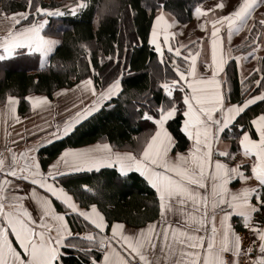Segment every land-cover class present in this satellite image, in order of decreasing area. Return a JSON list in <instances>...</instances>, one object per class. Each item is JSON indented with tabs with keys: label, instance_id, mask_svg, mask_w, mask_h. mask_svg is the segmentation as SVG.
I'll return each mask as SVG.
<instances>
[{
	"label": "snow or ice",
	"instance_id": "1",
	"mask_svg": "<svg viewBox=\"0 0 264 264\" xmlns=\"http://www.w3.org/2000/svg\"><path fill=\"white\" fill-rule=\"evenodd\" d=\"M27 3L29 8L33 6V0H27ZM261 3L264 0H239L231 11L219 15H216L215 9H224L225 3H216L214 9L207 10L199 5L195 7L193 15L197 19L207 17L209 13L213 17L202 19L199 25L207 32V26L211 24L208 41L210 61L204 62L203 74L197 66L199 51L193 54L189 49L183 57L188 62L187 68L182 69L176 59L171 61L177 79L164 80L160 84L170 106L162 103L157 109L158 116L150 115L148 111L143 113V119L152 121L155 130L147 137L138 138L142 150L120 151L108 142H98L85 148H65L44 171L34 145L17 151L6 144L0 151V174H3L0 176V264H62L61 249L65 247L86 253L93 249L101 252L102 259L97 261L92 256L91 264H239V258L252 253L253 246H249L247 252L243 251L241 237L229 222L233 214L240 216L244 227L250 228L258 237L259 254L254 259L249 257L250 264H264V227L253 222L254 213L264 210V112L250 121L256 138L249 130H244L243 124L239 125V132L231 134L230 138L238 140V153L216 147L226 130L231 133L233 122L249 105L264 101V91H261L259 95L245 98L242 103H231L222 87L227 80L218 79L224 65L233 58V49L224 47L223 33L226 31L230 42L233 34L244 27L251 32L247 21ZM84 6L82 0L72 9V14ZM107 10L105 5L102 12ZM41 14L64 15L59 9L50 10L38 4L35 13L20 12L5 16L0 12V17H3L0 31L4 33L0 35V61L24 54L23 50H26V54L39 53L40 66H45L46 57L59 41L42 34L47 20L27 23L32 15ZM174 23L175 20L169 22L161 11L152 24L149 43L155 45L161 63L164 62L159 40L161 35L163 46L174 52L175 57H180L181 49L185 47L181 44L173 48L170 44V38L175 36L171 31ZM259 23L264 25V19ZM245 39L248 40L247 37ZM251 43L254 45L251 52H241L234 57L238 67L241 60L249 56L264 59L256 56L261 44L255 39ZM81 47L88 50L86 45ZM209 71L211 75H207ZM252 71L264 73V67ZM254 83L264 88V75ZM176 89L184 93L181 131L191 143L185 152L177 151L173 156L175 141L165 122L179 111L174 97ZM75 90H81V95L90 94L92 99L65 120L62 127L57 126L56 131L51 133L53 139L68 135L76 124L90 117L105 101L116 97L121 91V82L117 77L97 92L89 77L81 80ZM25 99L31 101L33 109L44 108L50 103L46 96ZM16 103L17 97L8 95L0 107V119L6 126L9 119L19 120ZM8 136L6 127L5 138ZM11 143L15 144V141ZM238 154L243 160L234 164L225 162L235 161ZM248 163L250 175L242 170V166L247 167ZM104 167L114 169L120 176L133 170L139 173L155 191L159 219L132 232L126 231L124 223L113 222L111 235L105 234V217L97 210L96 204L90 205L88 210L81 209L59 183V179L68 174L99 171ZM237 179L241 181V186L233 190L229 187L230 182ZM23 182L28 184L22 188ZM83 188L92 191L87 185ZM53 198L65 206L64 212L56 210ZM26 200L34 205L32 210L26 206ZM69 211L89 221L98 231L86 232L83 236L74 234L65 218ZM10 235L15 237L23 255L14 247ZM255 244L256 241H253ZM228 254H231L230 257Z\"/></svg>",
	"mask_w": 264,
	"mask_h": 264
},
{
	"label": "trees",
	"instance_id": "2",
	"mask_svg": "<svg viewBox=\"0 0 264 264\" xmlns=\"http://www.w3.org/2000/svg\"><path fill=\"white\" fill-rule=\"evenodd\" d=\"M73 1L82 2L33 0V6L29 8L27 0H0V12L5 15L25 11L33 13L37 4L43 8H55ZM213 1L83 0L85 6L78 8L74 15L65 9L62 11L64 15L48 18L42 34L57 39L59 43L44 67L40 66L39 53L26 54V50H23L24 54L0 61V103L8 95L17 97L21 114L30 110L25 99L28 94H44L51 98L55 91L70 88L89 77L96 90H102L114 79L120 78L121 91L116 97L105 101L90 117L76 124L68 135L38 148L37 159L41 168L44 169L65 148L98 142H108L116 150L140 151L142 145L138 138L147 137L155 130L152 121L143 119V113L148 111L150 115L158 116L159 106L162 103L168 105V98L160 84L164 80L177 79L171 63L173 59L178 64L183 62L181 57H175L170 52H164V62H160L155 47L149 43L152 20L162 9L171 13L178 24H186L192 21L197 5L205 6ZM105 5L108 10L102 12ZM33 20L29 19L27 23ZM81 45H86L88 50L85 51ZM258 67H264V59H259ZM262 75V72H252L242 83L237 75L235 61H228L226 80L230 89L227 99L242 103L244 98L264 91V88L254 83ZM174 97L178 101L179 111L165 125L175 139L172 152H183L188 148L189 140L181 131L184 110L182 92L174 90ZM261 112H264V101L249 105L233 122L231 133L225 131L222 139L230 142L231 152L238 153V140L230 136L239 132L240 124L256 138L254 129L250 128V121ZM59 183L80 207L89 208L96 204L97 210L105 217L106 231L113 222L139 226L154 220L159 213L154 189L134 171L120 176L114 169L104 167L99 171L68 174L60 178ZM84 185L92 191H86ZM53 203L57 209L65 211V207L54 198ZM66 219L73 232L96 231L76 213L69 211ZM254 219L264 221V210L254 214ZM234 220L235 226L241 228L239 219L234 217ZM84 246L87 247L86 242ZM92 256L99 260L101 252L95 249L87 253L68 247L61 249L62 264H91Z\"/></svg>",
	"mask_w": 264,
	"mask_h": 264
},
{
	"label": "crops",
	"instance_id": "3",
	"mask_svg": "<svg viewBox=\"0 0 264 264\" xmlns=\"http://www.w3.org/2000/svg\"><path fill=\"white\" fill-rule=\"evenodd\" d=\"M80 3L81 2H79V4ZM216 3H225V2L224 1L221 2L220 0H218L214 3H212L210 6L202 7V8L205 10H207L209 8L214 9V5ZM238 3H239V0H234L232 3L230 2L229 4L225 3L226 7L222 10L221 9H215V13H216V15L226 14L228 11H231L235 6H237ZM68 4L69 3L63 4L61 7L64 8V10L66 9L69 12H72V9L77 6L76 5L74 7H72V6L68 7V6H70ZM258 7L253 11L252 17L247 21V25L251 26V28H252L251 32L249 31L248 27H244L239 32L233 34L230 42L228 41L226 31L223 33L224 47H225V49H227L229 47H231L233 49L231 56L233 57L232 59L234 61H235L234 57L236 55L240 54L241 52H245V53L251 52L252 47H254V45H252V43H251L252 39H255L257 43L261 44V48L257 50L256 56L260 57V58L264 56V25H261L259 23L261 19H264V8H258ZM161 11H163V13L165 14V18L168 19L169 22L174 20V16L171 13L164 11L162 9H160L157 14H159ZM5 16H10V14H6ZM154 18L152 20V24H153ZM211 18H213L212 14L209 13L207 17H204L202 19H211ZM202 19H197V17L194 15L192 21H190L189 23H186V24H178L177 22L174 23L172 25L171 31L175 33V36H174V38H170V44L173 48L179 47L181 44H183L185 46L184 48L181 49V56L180 57L182 58V60H183V57L188 54L189 49L192 51L193 54H195L197 51H199L200 55L197 57V66H198L199 70L201 71V73L203 74L204 73V67H203L204 62L206 60L210 61V46L208 44V41L211 37V24H208V26H207L208 31L207 32H205V30L202 28H199L197 30L196 27L193 26L194 24L200 25V23L202 22ZM40 20H42V19H38L36 21L39 22ZM0 21H3V17H0ZM19 26L20 25H18L17 27H19ZM151 30H152V26H151ZM151 30H150V35H151ZM257 32L260 33L259 36L256 35ZM3 34L4 33L2 31H0V35H3ZM246 37L248 38L247 41L245 39ZM159 40L161 42L162 52L163 53L169 52L167 47L163 46V36L162 35L159 37ZM153 46L155 47V45H153ZM170 53L174 54V52H170ZM0 54H2V50H0ZM158 58L161 60V57L159 55H158ZM232 59H229L228 61H230ZM258 61H259V59H252V57L249 56L247 59L241 60L239 67L236 64L237 75H238V78L240 81H243L244 79H246L249 76V73L250 72L252 73L253 72L252 70L254 68L258 67ZM183 63H184V65L181 68L182 69L187 68L188 62L183 60ZM235 63H236V61H235ZM226 65H227V63L224 65L223 71H221L218 75V79H220L222 81L226 79ZM207 75H211V72L210 71L207 72ZM79 83L80 82L76 83L75 85H73L70 88H62V89L55 91L52 94L51 98H49L48 96H46L44 94H28L26 97H29V96H32V97L46 96L50 103H49V105H47L44 108L38 107L36 109H33L31 101L26 99L29 103L30 110L28 113H25V114H21L19 112V110H18L19 101L17 98V103L15 105V108H16V115L19 117V120L18 121H12L11 119H9L7 126H6L5 122L2 119H0V151H2L4 149V146L6 144L8 147H13L14 150H17V151L23 150L27 146L34 145L36 148V156H37L38 148L40 146L48 143L45 141H52L53 140V138L51 137V133L56 131L57 126L59 125L62 127L63 122L65 120H67L70 116H73L75 111L80 110L81 107L83 106V104L90 103V100L92 99L90 94L87 96L81 95V90H75L76 86ZM222 87L224 89V94H225L226 99H227V93L229 92V89H230L229 82L227 81V84L222 85ZM65 89L68 91H66V92L62 91ZM99 91H101V90H97V92H99ZM57 93H60V94L57 95ZM259 93H255L253 95H259ZM183 95H184V93H182V97H183ZM250 96H252V95H250ZM250 96H248L246 98H249ZM5 102H6V99L2 103H0V107H2ZM231 103H234V102H231ZM74 105H75V108L73 107ZM183 120H184V117L181 121V125H182ZM6 127H7V132L9 133V136L7 139L5 138ZM165 127H166V125H165ZM173 139H174V137H173ZM11 141H15V144H12ZM174 141H175V139H174ZM190 143H191V141H189V145H190ZM91 145H94V144L85 145V146H81V147H75V148H85V147H88ZM216 147L219 150H224L225 148H227L230 151V142L222 139L221 142ZM120 151H124V150H120ZM185 151H183V152H185ZM171 154L174 156L175 152H172ZM57 157L54 160H52L50 163H48V165L54 163L56 161ZM221 159H223V158H221ZM241 160H243V157L238 154L235 161H231L229 163L234 164V163L239 162ZM225 162H228V161H225ZM48 165L44 169L42 168V170L47 171ZM242 170H244L246 172V174L250 175L251 174L250 173V163H248L247 167L242 166ZM2 175L3 174H0V176H2ZM27 184H28V182H23L22 188L24 185H27ZM240 186H241V181H239V179L230 182V185H229V187H231L233 190L238 189ZM28 187L30 188L31 186L28 185ZM20 194L23 195V191H21ZM25 203H26V206H28L30 210H32L34 208V205L29 204L27 200L25 201ZM253 203H255L254 199H253ZM78 206H79V204H78ZM54 207H55V205H54ZM80 208L88 210V208H82V207H80ZM56 210L58 212H62L61 210H59L57 208H56ZM254 214H256V213H254ZM234 217H237L239 219V226L242 229L235 226ZM158 219H159V213H158V216L154 220H151V221H156ZM66 221H67V219H66ZM84 221H86V220L84 219ZM151 221H148V222H146L142 225H139V226L129 225V224H126V223L121 222V221H119V222L125 224L126 231L132 232V231L138 229L139 227L146 226L147 223H149ZM86 222H88L91 225V223L89 221H86ZM229 222L231 223L233 230L237 234H239L241 237V245H242L243 251L247 252V248L249 246H253V252L252 253H249L246 256L242 255L239 258V264H250L249 257L254 259L255 256L257 254H259L257 251L258 244H259L258 237L255 233H253L250 230V228L244 227L243 220L240 216L233 214L229 218ZM253 222H254V224H258L261 227H264V221L263 220L259 221L257 219H253ZM68 227H69V224H68ZM106 228H107V223L105 226V234L111 235V224H110L107 231H106ZM94 230H96V229L94 228ZM96 231H98V230H96ZM86 232H92V231H83V232H79V234L81 236H83ZM73 233L76 234V232H73ZM9 239H11L13 241L14 247H16L17 250L20 251L21 254L23 255L22 249H20L19 245L15 243V237L10 235ZM253 241H256L255 245H253ZM228 255L230 257L231 254H228ZM100 259H102V253H101ZM99 260H97V261H99Z\"/></svg>",
	"mask_w": 264,
	"mask_h": 264
},
{
	"label": "rangeland",
	"instance_id": "4",
	"mask_svg": "<svg viewBox=\"0 0 264 264\" xmlns=\"http://www.w3.org/2000/svg\"><path fill=\"white\" fill-rule=\"evenodd\" d=\"M216 1H218V0H214L212 3H214V2H216ZM221 2L222 1H224L226 4H229L230 2L232 3L234 0H220ZM212 3H209V4H207V5H205V6H201V7H208V6H210ZM79 4V1H76V2H72V3H69L68 5H70V6H68V7H74V6H76V5H78ZM258 8H264V3H261L260 5H259V7ZM47 9H50V10H55V9H59L61 12L64 10V8H62L61 6H58V7H55V8H47ZM25 12H27V11H25ZM30 13V12H29ZM33 13H35V11L33 12ZM12 14H10V16H11ZM39 16H44L43 18H37L36 17V15H32L31 17L32 18H30V19H32L33 20V18H36V20L37 19H42V20H47L48 21V18L50 17V16H47V15H44V14H41V15H39ZM18 26V25H17ZM194 27H196V29L198 30L199 28H201V27H199V25H193ZM50 38H52V37H50ZM53 39H55V38H53ZM57 40V39H56ZM54 50V49H53ZM53 52V51H52ZM51 52V53H52ZM51 53H49L48 54V57H49V55L51 54ZM48 57H46V61H45V64H47V62H48ZM180 65V67H183V65H184V63L183 62H181V64H179Z\"/></svg>",
	"mask_w": 264,
	"mask_h": 264
}]
</instances>
